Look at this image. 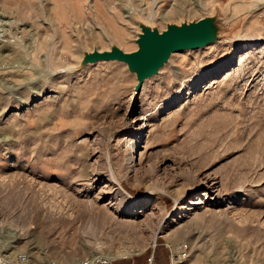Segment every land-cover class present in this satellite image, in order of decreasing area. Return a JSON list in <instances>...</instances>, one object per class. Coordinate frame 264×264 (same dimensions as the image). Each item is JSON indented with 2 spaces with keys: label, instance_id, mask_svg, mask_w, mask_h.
Returning <instances> with one entry per match:
<instances>
[{
  "label": "rangeland",
  "instance_id": "1",
  "mask_svg": "<svg viewBox=\"0 0 264 264\" xmlns=\"http://www.w3.org/2000/svg\"><path fill=\"white\" fill-rule=\"evenodd\" d=\"M0 47V245L264 264V0H0Z\"/></svg>",
  "mask_w": 264,
  "mask_h": 264
},
{
  "label": "built area",
  "instance_id": "2",
  "mask_svg": "<svg viewBox=\"0 0 264 264\" xmlns=\"http://www.w3.org/2000/svg\"><path fill=\"white\" fill-rule=\"evenodd\" d=\"M169 252V264H179L181 261L186 260L190 255L188 244L177 243L170 247L165 245ZM151 262V259L149 260ZM0 264H63L58 260H48L45 262L36 261L32 256L26 252L17 250H9L7 244L0 245ZM70 264H113V260L108 259L106 256H88L79 258Z\"/></svg>",
  "mask_w": 264,
  "mask_h": 264
},
{
  "label": "bare ground",
  "instance_id": "3",
  "mask_svg": "<svg viewBox=\"0 0 264 264\" xmlns=\"http://www.w3.org/2000/svg\"><path fill=\"white\" fill-rule=\"evenodd\" d=\"M6 1V0H5ZM7 47V46H6ZM4 51V48L0 47V53ZM159 49L156 43L150 47L144 48L139 55L135 58L134 65L139 70L140 76L146 75L155 65V57L159 55ZM133 63V62H132ZM10 243V242H9ZM12 244V243H10ZM13 246H11L12 248ZM16 250V248H12ZM232 254V252H231ZM109 258V257H107ZM112 260L111 258H109Z\"/></svg>",
  "mask_w": 264,
  "mask_h": 264
},
{
  "label": "water",
  "instance_id": "4",
  "mask_svg": "<svg viewBox=\"0 0 264 264\" xmlns=\"http://www.w3.org/2000/svg\"><path fill=\"white\" fill-rule=\"evenodd\" d=\"M160 59H161V54H160V55H157V56L155 57V65H154L153 69H151V71L154 70L155 66L158 64V62H159ZM151 71H149V72H151ZM149 72H148V73H149ZM148 73H147V74H148Z\"/></svg>",
  "mask_w": 264,
  "mask_h": 264
}]
</instances>
